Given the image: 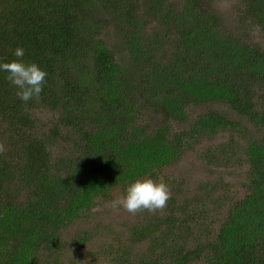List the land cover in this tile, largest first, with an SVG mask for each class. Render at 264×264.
<instances>
[{"label": "trees", "instance_id": "trees-1", "mask_svg": "<svg viewBox=\"0 0 264 264\" xmlns=\"http://www.w3.org/2000/svg\"><path fill=\"white\" fill-rule=\"evenodd\" d=\"M210 1L0 0V62L22 47L47 73L25 103L0 72V264H60L99 231L88 224L99 200L158 180L218 131L229 135L195 157L243 172L241 197L214 191L221 180L171 193L161 212L127 224L123 241L112 235L109 260L264 264V49L249 40L254 29L264 38V0H239L234 27Z\"/></svg>", "mask_w": 264, "mask_h": 264}, {"label": "rangeland", "instance_id": "rangeland-1", "mask_svg": "<svg viewBox=\"0 0 264 264\" xmlns=\"http://www.w3.org/2000/svg\"><path fill=\"white\" fill-rule=\"evenodd\" d=\"M239 0H211L210 7L214 10H218L221 14L224 23H229L231 27H234L232 21L233 8ZM250 41L256 42L262 49H264V38L261 33L254 29L249 34ZM217 111L226 114L229 118L233 117V113L224 105L217 104L212 106ZM202 108L199 107L194 111L189 110L188 118H193L195 113L201 112ZM38 119H43L45 114H36ZM241 125L244 129H249L253 132L250 126L242 119ZM49 123L41 124V129L45 130L50 128ZM52 127V126H51ZM229 133L226 131H218L211 138L205 136L201 137L198 144L195 145L194 150L185 151L182 156L178 158L173 164L164 168L162 173L165 177V182L169 187L170 193L178 194V198L190 197L193 193H198V186L203 181H218L224 182V187H229L228 191L223 188H218L214 191L222 193L228 196L229 199L240 198L243 194L241 183L245 182V178L242 176L243 172L235 170L234 167L230 170L228 167L209 166L205 164L204 160L196 158L194 151L204 149L205 146H212L216 143L224 141L228 137ZM243 140H240L242 142ZM162 173L159 174L162 177ZM163 176V177H164ZM159 177V178H160ZM122 194L118 189L114 188L111 191V197L108 200H99V203L91 210L88 224H94L96 222L101 224L99 231L93 235L90 242L83 244V247L77 250H69L65 253L60 264H111L108 257V245L112 247L116 246L117 242L112 235L119 234L120 239L123 241L126 238V226L136 220L141 219L144 212H139L135 215L129 214L122 209H112L109 205L110 202L118 195ZM162 210L158 211L161 212ZM156 213V212H155ZM150 213L149 215H152ZM85 227L83 221H79L78 224H72L67 229L66 233L71 234L80 231ZM144 246L139 245L134 249L141 250ZM108 252H110L108 250ZM138 252V251H137ZM110 255V254H109Z\"/></svg>", "mask_w": 264, "mask_h": 264}, {"label": "clouds", "instance_id": "clouds-1", "mask_svg": "<svg viewBox=\"0 0 264 264\" xmlns=\"http://www.w3.org/2000/svg\"><path fill=\"white\" fill-rule=\"evenodd\" d=\"M24 55L25 50L16 47L12 51L15 59L0 62V72L6 74V80L16 89V97L27 103L40 96L47 73L36 63L26 62ZM5 151L4 144L0 143V155ZM170 198L171 193L163 177L153 180L150 176H145L128 183L124 192L113 199L109 206L132 215L142 211L155 213L163 210Z\"/></svg>", "mask_w": 264, "mask_h": 264}]
</instances>
